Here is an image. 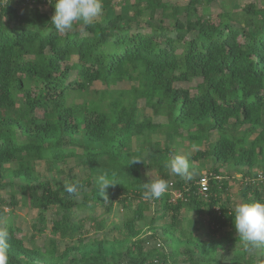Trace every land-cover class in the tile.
Masks as SVG:
<instances>
[{
	"label": "trees",
	"instance_id": "1",
	"mask_svg": "<svg viewBox=\"0 0 264 264\" xmlns=\"http://www.w3.org/2000/svg\"><path fill=\"white\" fill-rule=\"evenodd\" d=\"M102 2L104 13L114 5ZM127 2V16L78 22L60 34L50 9H41L54 4L0 1V190L9 191L0 203L9 213L22 203L38 211L30 238L5 223L9 264H217L216 254L223 257L227 249L230 264H255L256 253L245 252L238 239L233 210L240 202L264 203V7L251 2L237 12V0ZM214 3L218 22L198 12ZM147 109L151 115L140 114ZM181 140L196 145L195 159L245 169L240 199L225 197L223 178L211 180L207 196L199 194L193 174L174 181L164 164L178 154ZM133 159L142 163L131 165ZM41 165L59 177L86 172L73 182L81 186L79 195L42 179ZM255 168L263 180L251 172ZM153 171L183 199L171 202L166 192L144 200L142 184ZM105 172L116 183L106 194L125 218L122 240L91 238L85 219L74 217L102 204L97 179ZM211 172L221 176L216 168ZM16 180L26 187L18 190ZM151 203H159L152 224L170 218L162 236L150 227L154 240L169 244V254L161 245L146 248L145 233L136 228ZM183 211L208 217L204 240L189 230ZM6 214L0 208V221ZM90 219L102 230L104 221ZM56 238L64 243L61 252Z\"/></svg>",
	"mask_w": 264,
	"mask_h": 264
},
{
	"label": "rangeland",
	"instance_id": "2",
	"mask_svg": "<svg viewBox=\"0 0 264 264\" xmlns=\"http://www.w3.org/2000/svg\"><path fill=\"white\" fill-rule=\"evenodd\" d=\"M128 0H114V5L111 10L107 11V13L103 12V17L108 15H117L122 14L124 16H127L128 14V7L129 4L127 2ZM172 5H179V6H185L188 4L189 0H165ZM256 2L262 7H264V0H237L236 6L234 7L235 11L241 12V9L251 3ZM218 3H214L209 8H199L198 12L201 15L204 16H210L211 19L215 22L219 21V13L221 10L219 9ZM42 10H49L51 11L52 15L54 14L55 8L54 6L50 7H42ZM101 16V17H102ZM100 17V18H101ZM99 18V19H100ZM81 29V28H80ZM195 84V83H193ZM193 84H180L178 86L182 87H193ZM124 87H129L130 85L128 83L123 84ZM141 115H151V111L149 109L143 110L140 113ZM164 120V119H163ZM165 121V120H164ZM213 139H215V136H213ZM161 140H165V137L162 136ZM197 149H193V147L189 146V143L187 140L180 141V146H178V154L177 155H183L188 158V162L190 165V170L194 176L195 179H197L199 176H201L204 173H212V169L216 168L221 173V179H226L229 184V189L225 197L230 199L231 201H236L237 199H240L239 191L243 187V185L248 182L247 178L245 179L243 177V171L245 169L243 168H235L230 169L229 166L221 165L211 158H198L195 159L194 156L196 155ZM38 171L41 174L42 179H48L52 181L53 186L55 188H59V186L64 185L65 181L68 182H74L75 180L83 179L86 175V172L84 171H75L73 174L69 175H62V176H56L52 173L48 172L46 170V167L41 165L38 167ZM252 173H262V170H258L257 168L251 170ZM149 176L154 177L156 176V172H150ZM173 180L176 181L177 176L172 175ZM56 177V178H55ZM249 178V177H248ZM251 178H249L250 180ZM253 179V178H252ZM8 182V180H7ZM255 182H259L257 179H255ZM18 185V190L23 189L26 187V183L21 180H16L15 182ZM262 183V182H260ZM59 184V186H58ZM62 187V186H61ZM60 189V188H59ZM85 192L89 194L91 192V189H86ZM20 193V192H19ZM178 190L175 192V194H178ZM108 201L105 202L103 200L102 204L98 206L88 207L83 210H79L75 212L74 217L76 220L85 219V227L88 230V235L91 238H96L99 240H109V241H116V240H122L125 238V235L122 234L119 230L123 228L125 218L123 216V211L120 209L117 205L116 200L112 199L111 193L107 194ZM18 198L20 199V195H18ZM174 196L171 199V202H175L176 199H173ZM0 200L2 201H8L9 200V191L8 190H0ZM83 198L82 196H79L77 198L78 202H82ZM0 208L4 209L5 212H7L5 216V220L0 221V228H3L5 223L8 221H12L15 226L19 227L21 229L20 237H26L30 238L31 234L33 233L32 226L34 222L36 221V218L38 217V211L32 208H29L25 205L19 204L16 208L12 210V212H8L10 210V207L7 206V203H0ZM110 204H113V209L111 212H107L106 207ZM159 207V203H151L149 210L145 213V220L137 223L136 228L141 229L145 234L143 235V238L146 239L147 243L145 244L146 248H151L153 246H163L165 249V252L167 254L170 253L171 248L169 247V244L167 242H164V240L153 238V231L150 229L151 226H154L157 228V235L162 236V230L161 227L165 223L170 222V218L167 216L163 219H160L156 221L154 224L151 223L152 217L154 215L155 210ZM51 211L49 212V217H51ZM182 216L190 219L189 224V230L193 232L194 236L200 237L201 239H205L208 233V217L203 216H197L195 213H190L188 211H183ZM73 217V219H75ZM91 217L95 218L97 221H104L102 230L98 231L96 230L95 226L96 224L90 219ZM187 226V225H186ZM50 236L48 233L46 236H43L44 238H37L36 245L37 246H43L47 242V238ZM58 241V252H61L64 250L65 246L64 243L56 238ZM26 245L29 247V242L26 241ZM121 250V249H120ZM93 252H96V250H92ZM90 252H85L82 255H87ZM106 253H110L109 250H107ZM257 255V254H256ZM233 257V253L231 250H226V253L223 257H220L219 254H216V258L218 263L217 264H230V260Z\"/></svg>",
	"mask_w": 264,
	"mask_h": 264
},
{
	"label": "clouds",
	"instance_id": "3",
	"mask_svg": "<svg viewBox=\"0 0 264 264\" xmlns=\"http://www.w3.org/2000/svg\"><path fill=\"white\" fill-rule=\"evenodd\" d=\"M102 0H56L54 14L51 23L60 34H66L73 30L76 23L90 25L103 15ZM193 149L196 145L193 144ZM142 163L139 159H133L132 164ZM164 167L171 175L190 179V165L188 158L183 155H175L168 160ZM148 182L142 184L144 189L142 197L144 200H155L161 198L170 188L165 179L156 175L149 178ZM99 195L104 201H108L106 190L114 187L115 182L110 180L105 172L97 179ZM80 185L78 183L65 181L64 190L69 194L79 195ZM234 227L243 250L247 253H256L255 264H264V203L261 202H240L234 208ZM10 234L5 228H0V264H9L8 240Z\"/></svg>",
	"mask_w": 264,
	"mask_h": 264
},
{
	"label": "built area",
	"instance_id": "4",
	"mask_svg": "<svg viewBox=\"0 0 264 264\" xmlns=\"http://www.w3.org/2000/svg\"><path fill=\"white\" fill-rule=\"evenodd\" d=\"M2 3H11V2H15V3H19L22 6H33V5H38V6H50L55 4L56 0H0ZM220 180L221 177L214 175L213 173H204L201 176H199L196 185L198 186V191L199 194L203 195V196H207L208 192L210 191V183L211 180ZM258 180H263V175L259 174ZM171 186L168 189L167 192H170V194L172 195V197L174 196L173 199H183V194L180 192L178 194H175L176 190H173V183H169Z\"/></svg>",
	"mask_w": 264,
	"mask_h": 264
}]
</instances>
